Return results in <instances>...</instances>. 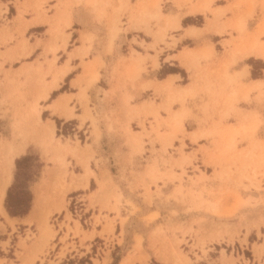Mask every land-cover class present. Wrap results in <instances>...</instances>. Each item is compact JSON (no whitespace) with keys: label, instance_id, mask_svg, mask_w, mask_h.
Listing matches in <instances>:
<instances>
[{"label":"rangeland","instance_id":"374dc122","mask_svg":"<svg viewBox=\"0 0 264 264\" xmlns=\"http://www.w3.org/2000/svg\"><path fill=\"white\" fill-rule=\"evenodd\" d=\"M29 1L32 2V9L35 14V18L30 22H48V30L45 33V39H36L37 44L43 45V53L40 56L32 55L22 59L31 61L23 63L24 68H19L10 73L11 68L4 69L2 61L0 62V181L5 178V170L11 172L10 182L13 175L15 179L11 184L9 182L10 185H7L0 204V232H3L0 237L6 236V240L1 242V245L4 247L14 245L17 250H15L13 256L18 258L21 264H43L45 261L49 264H56L53 257L56 256L58 260L65 258L70 250L77 247L73 241L75 237L80 235L81 241H79L80 246L78 247H81L85 245V240H91L94 234L97 233L99 238L95 239L94 250L89 251L86 256L83 255L77 264H106L111 253L113 256L111 264L117 263L120 254H124V257L119 264H264V157H262L264 156V137L257 135L259 124V119L255 117L257 115L254 113L252 116L245 114L235 105L237 100H248L251 90L257 89L259 93H264V78H255L256 81L247 85L238 83L239 88H236L234 84L239 76L233 74L231 76L233 80L231 78L227 80V83L233 84L231 92L235 90L237 96L232 101H228V94L225 96L224 94L220 95L215 90L211 93L208 89L198 88L208 94L210 101L205 104V107H220L219 112L217 111L220 117L211 120L209 126L199 127L190 132H187L183 126V119L189 113V109L183 104V100L186 96L193 95L198 89L192 92H189V90L183 92V88H181V91L177 89L169 90L168 104L164 107L168 115L160 121L156 120L157 117L160 118L156 108L145 110L146 104H142L140 107L129 105L128 101L132 97L128 95L125 98L126 112L130 114L127 121L133 119L134 116H138L136 113L141 112V110L152 114L156 122L155 126H151L156 133V138H153V141L161 142L165 152L166 148L169 147L179 155L177 158H173V154L170 153L167 158H163L162 163L170 162L173 167L179 166L181 168L180 172L175 170L160 171L156 168V161H154V164L148 165L150 182L154 183L155 190H150L151 183H143V193L141 194L143 200L146 203H151L154 197H161L160 187L155 181L162 178L163 175H167L169 179L179 181L173 195L174 197L176 194L179 195L178 198L175 197V201L177 203L181 202L183 205L182 210L187 214L181 221L178 219L172 220L173 217H167L168 221L166 219L162 224L158 223L155 227L149 228L147 243L144 245H142V236L135 233L133 234L134 241L131 243L132 239L129 237V232L125 237V243L123 242L124 225L135 224L139 218L135 213L139 209L132 202L125 200L131 205L128 212L130 217L121 214L122 197L119 186L111 180L107 171L103 170L102 167H99L98 178L100 179L105 174L106 176L103 177L102 181L91 183V191L87 188L84 189L85 187L81 184L75 186L78 181L76 183H66V169L53 184L54 174L49 173V178L42 181H50V183H40L36 189L37 194L40 195L39 202L35 207L37 213L31 217L23 218L16 224L14 219L8 218L2 203L6 211L7 203L14 211L24 209L27 204L31 205L29 201L31 200V194L27 189V184L30 179L36 178L39 174L40 162L37 160L36 149L30 148L29 154L24 159L22 158L23 160L17 158L21 156L29 142L39 145L43 149L45 148L44 154L53 149L54 155L47 157V159H51L54 163L57 162L66 168L64 159L66 152H59V149L64 147L61 145L63 136H56L55 132L58 135L64 134L65 136L70 133L78 147L80 143L85 144L86 147V136L90 133L95 135L96 140L99 137L100 114L96 109V104H91L89 93L97 84L100 76L99 69L103 62L100 56H97V61H89L87 57L92 44L100 41L98 40V34L105 35L103 36L106 38L108 51L114 46L115 39L119 34L134 28L142 29L144 32L151 34L155 37V43L161 41L169 45L165 42L164 37H166L168 29L176 27H169L164 24V16L167 15L165 12L168 10L166 5L170 1L179 5L178 2L183 0H157L158 13L155 14V9L154 12L152 10L151 13H145L142 6L138 11L139 13H136L137 17L130 4L131 0H57L59 6H54L55 12L50 16H47L48 9L43 6V2H46V0H14L18 8L16 19H23L26 7L29 8V5H27ZM81 2L83 6L81 12L85 14V17L88 15L89 25H84V30L79 31L82 45L77 48L76 52L66 53L65 46L70 36L67 28L70 27L72 22V6L79 5ZM240 3L246 5L244 11L235 9L226 22L217 21L216 18L209 20V22L215 26L214 30L217 32L225 31L227 28L236 32L234 40L231 41L233 44L231 55L236 56L235 58L240 59L247 54H251L249 57L264 58V54L260 55L257 51L247 54L234 53L238 49L243 50L253 43L258 48L264 46V1H260L259 15L254 13L252 0H239L232 8L234 6L238 8ZM205 9L215 15L213 8L207 7ZM3 10H8L10 14L15 12V7L9 5L7 8L6 4L0 1V17ZM226 10L232 9L227 7ZM223 13L224 10L220 15ZM220 15L217 14V16ZM123 16H125L126 23L123 22ZM138 16H140L139 20ZM248 19H252L257 24L253 29H248ZM195 21L199 24L203 21V17L197 16ZM43 29L44 26H38L35 30L40 31ZM188 33L192 34L191 31ZM8 35L9 38H14V40L19 36L17 43L21 44V48L25 50L28 40L24 37L22 31H18L15 36L12 33ZM59 48L63 49L60 51V54L64 53L62 56L56 54ZM201 50L209 52V54L199 56L198 65L201 60H206L207 63L213 54L212 49L203 48ZM23 52L22 50L19 54L9 58H19ZM49 52L51 53L50 57L47 56ZM133 54L138 56V60H135L137 64H133L132 71L129 73L132 79L138 76L140 72H146L147 70L146 66H139L143 58L134 49L130 50L129 59H132ZM65 56L67 57L64 60ZM73 56L79 58L81 69L80 74L72 80V85L77 88V93L60 94L50 108L52 113H58L69 118L74 116V106L69 104L72 98H75L80 105L81 114L77 115L75 119L65 122L61 130H58L55 128L54 121L47 118L50 116L42 110L39 100L47 99L50 95L47 99L49 101L51 93L59 87L61 80L65 77L66 82L73 76L76 71L69 72L71 70L69 62ZM89 56L91 57V55ZM250 61L252 70L259 76L264 60L253 61L252 58ZM60 62L63 63L57 65ZM118 64H120L118 73L122 76L125 74L127 66L123 61H119ZM153 64L156 65L155 57ZM64 65L67 66L69 71L62 79H59L56 87L49 88L48 95H46L45 92H47L48 87H51L53 76ZM135 67L139 68V71H136ZM21 74L23 75L22 80L19 79ZM49 78L50 80H48ZM62 86L67 87L65 84H62ZM61 87L55 90L56 94ZM245 87L250 88L248 97L243 99L244 97L241 94ZM175 101L180 102V107L171 110L170 105ZM147 103V106L150 107L154 103L153 99L148 100ZM67 112H70V114L67 115ZM178 112H181V126L179 128L174 125L172 120L174 114ZM231 114L236 117V121L234 123L224 122L223 119ZM136 122L138 125L136 127L140 126L141 129H145L143 118L137 119ZM55 123L60 128L61 121L56 119ZM162 124L167 127L164 131L159 130ZM127 127L129 133L132 134L133 154L142 153L141 133L132 132L129 124H127ZM186 136L191 141H197L201 137L206 138V140L210 139L212 147L201 146L202 153L208 157L205 160L202 159L203 167L192 163L196 160L194 152L184 151L187 150L184 142ZM67 142H71L69 137H66L65 145H67ZM93 154L90 151L87 158H77L78 163L80 165H83L84 162L88 164L89 160L93 159ZM10 158H14V163H10ZM16 159L18 163H16ZM96 161L94 160V162ZM185 163L187 167H184ZM204 166H206V169H204ZM188 167L191 170L188 171L190 174L198 172L199 175L194 176V179H198L196 181L208 180L206 181L208 183L201 182L200 185H197L196 182L192 185L194 180L191 176L186 175ZM200 168H203V171ZM184 175L189 183H182ZM78 176L80 175L71 173L73 179L78 178ZM77 187L83 189L77 192H69L70 189ZM43 191H46V193L41 194ZM84 191L89 194L87 196L81 194L79 197L82 198L83 203L86 200L88 201L87 209L97 206V210L94 209V213L93 211L91 213V224H89V221H83L82 214L79 219V217L70 213V197ZM166 198L168 197L162 199ZM15 201H18V205L14 207L12 203ZM170 212L174 216L177 211L173 209ZM109 213L112 216H109ZM158 213V210H156L143 217L140 216V219L148 225L158 216ZM1 215L6 218L5 223L10 225V231H7L5 223L1 222ZM116 221H119L121 225L119 238L114 233ZM80 222L85 229H83ZM89 226H91L90 231L86 230ZM97 226L101 228L99 231L96 230ZM62 228L64 232L61 231ZM59 231L61 235L57 240L61 242L62 247L56 253L55 239L58 237ZM114 239L119 244H115L113 247ZM90 240L88 245L85 246L86 249H89ZM96 246H98V249H96ZM8 254L10 255V252ZM64 262L66 263L67 260L65 259ZM70 262H73V260L70 259Z\"/></svg>","mask_w":264,"mask_h":264},{"label":"crops","instance_id":"0c3cea01","mask_svg":"<svg viewBox=\"0 0 264 264\" xmlns=\"http://www.w3.org/2000/svg\"><path fill=\"white\" fill-rule=\"evenodd\" d=\"M0 1L5 3L7 8L9 5L15 7V12H11L9 14L8 10H3L0 17V62L2 61L4 69L11 68L10 73H13L14 70L24 68L22 65L23 63L31 62L26 60L24 61L22 59H25L26 57H30L32 55L40 56L43 53V45L37 44L36 39L43 40L46 38L45 33L48 30V22H30L31 20H33V18H35V14L32 9V2L30 1L29 3H27V5H29V8L26 7V11L23 13V19H16L18 8L15 5L14 0ZM238 1L239 0H183L181 2H178L179 5H177L176 2H167L166 8L168 10L165 12L167 13V15L164 16L165 23L164 21H162V23H164L165 26L172 27L173 25L166 20V16L178 17L177 24H174V27L176 28L168 29L166 37H164L165 42L169 45H166L161 41L155 43V37H153L151 34L144 32L142 29L134 28L126 31L125 33L119 34L115 39L114 46L110 49V51H108V44L106 43V38L104 37L105 35L98 34V40L100 41L98 43L94 42L92 44V48L88 52L87 57L89 61H97V56H100V59L103 62V65L99 69L100 76L97 80V84L89 93L91 104H96V109H98V113L100 114L99 137L96 140L95 135L90 133L86 136V147L85 144L81 143L78 147L76 146L75 141L70 133L65 136L64 134L58 135L57 132H55L56 136H63V139H61V145L64 147H61L62 149L60 148L59 152H66V155H64L66 168L61 166L57 162L54 163L53 161H51V159H47V157H52L54 155L53 149L44 154L45 148L43 149V147L29 142L24 152L17 158L24 159V157L29 154L30 148L36 149L37 160L40 162L38 171L39 174L36 176V178L30 179L27 184V189L31 194V205L29 206V209L25 214L12 215L6 211L4 204L2 203V207L8 218L14 219L16 224L23 220V218L31 217L32 215L37 213L35 211V207L39 202L40 195L37 194L36 189L40 183H50V181H42L43 179L49 178V173L54 174L52 181L53 184L58 180V178H60L61 173L66 169V183H76L78 181L75 186L81 184L83 187H85L84 189L87 188L89 191H91V183L95 181L96 183L97 181H102L103 177L106 176L105 174L100 179L98 178L99 167H102L103 170L107 171V173L111 177V180H113L119 186L122 197L121 214H126L128 215V217H130V214H128V212L131 209V205L128 204V202L125 200L132 202L139 209V211L135 213L139 217L136 220L135 224L124 225V235L122 237L124 243L125 237L129 232V237L132 239L131 243H133L134 241L133 234L135 233L142 236V245H144L145 243H147L148 230L155 227L158 223L162 224L163 222H165L167 217H173L172 220L178 219L180 221L184 219L187 214L182 210L183 205L181 204V202L177 203L175 201V197L178 198L179 195L176 194L175 197L173 195V193H175V187L179 182L177 179H169L167 175H163L162 178L156 179L155 183L160 187L159 191L162 195L159 198L154 197L151 203H146L143 200V196L141 195L143 193V183H151L150 190H155L154 183L150 182V176L148 174V165L154 164V161H156V168L160 171H181V168L179 166L173 167L170 162L162 163L163 158H167L168 154L170 153L173 154V158H177L179 155L169 147L166 148L165 152L162 148L161 142H158L156 140L153 141V138H156V133L152 130L151 126H155L156 122L154 120V116L150 113H147V111L145 110H154V108H156L158 114L160 115V118L157 117L156 120H164L168 115L164 107H166L168 104L167 97L169 95V90L177 89L181 91V88H183V92H186L187 90H189V92H192L196 91L198 88H203L208 89L211 93L213 90H215L216 92H219L220 95L224 94L226 96V94H228V101H232L234 98H237V96L235 90L231 92V87L233 84L227 83V80H230V78L231 80H233L231 77L233 76V74H237L239 76V79L234 84V87L236 88L238 87V83L247 85L256 81L257 79L255 78H264V67L261 68V74L259 76L253 77L252 63L248 62V59L253 58V61H256L264 60V58L256 56L249 57V55L251 54H247L245 57H242L240 59L235 58L236 56L234 57V55H231L233 50V44L231 41L234 40L236 32L234 30H230L229 28H227L225 31L217 32L214 30L215 26H213L212 23L209 22V20L215 18V20L217 21L226 22L232 16V13L235 9L244 11L246 5L243 3H240L238 8H236L235 6L234 8H232L233 5ZM252 1L254 3V13L256 15H259L261 6L260 1L264 0ZM152 3L153 0H131L130 4L135 10L136 15V13H139L138 11L142 8V6L143 9H145V13H151L152 10L154 12V8L152 9ZM202 4L206 6H203ZM55 5L59 6V4H57V0H46V2H43V6L48 9L47 16L54 14ZM72 7V22L70 27L67 28V31L70 32V36L65 46L66 53H69L70 51L76 52L77 48L82 45L79 31L84 30V25H89L88 15H86L85 17V14H82L81 12V9L83 7L82 2L81 4ZM207 7L213 8L215 10V15L214 13L207 11V9H205ZM227 7H230V9L232 10L225 11V8ZM223 10L224 13L220 15ZM217 14H219L220 16H217ZM197 16L203 17V21L199 24L195 21V18H197ZM122 19L123 22L126 23L125 16H123ZM139 19L140 16H138V20ZM255 24L256 23L252 19L247 20V27L249 30L253 29L257 25ZM38 26H44V29L40 31L35 30ZM192 29H194L195 31L193 30L192 32ZM18 31H22L24 33V37L28 40L27 46H25V50L21 48V44L17 43V39L19 38V36H17V39L15 40L14 38H9V33H12L15 36L17 35ZM189 31H191L192 34L188 33ZM71 41L73 42L70 43ZM69 45L70 47H68ZM203 48L212 49L213 54L211 59L207 63L206 60H201L198 65L197 61L199 56L209 54V52H203V50H201ZM247 48L248 47H246L244 51ZM133 49L137 51L139 56L143 58L139 66H146L147 70L146 72H140L138 76L132 79L130 78L129 73L132 71L133 64H137L135 60H138V56L135 54L132 55V59H129L128 57L130 50ZM256 49L260 50V47ZM22 50L24 52L19 58H9L11 56H15L16 54H19ZM61 50L63 49L59 48L56 51L57 56H62L64 54H60ZM186 50L198 51L199 54L193 57V60H190L187 57ZM244 51L238 49L234 53L243 54ZM257 52L259 53L260 51ZM259 54L261 55L262 53L260 52ZM89 55H91V57ZM47 56L50 57L51 53H47ZM66 57L67 56H65L64 60L66 59ZM154 57L156 59L155 66L153 64ZM119 61L125 62L127 66L126 72L122 76H120V74L118 73L120 68V64H118ZM17 62L18 64H16ZM63 62H60L57 65H60ZM69 63L71 66V70L69 71L66 65L61 67L56 73H58L61 69H66V72L64 74H59L58 80L53 86L56 87L58 85L59 79H62L68 71L72 72L75 70L76 72H74L73 76H71L66 82L64 80L65 77L60 82L59 87H61L62 84H65L67 87L63 91H59L56 96L51 98L49 101L47 99L50 97V95L47 99L39 100V103L43 108L42 110L47 112V115L50 116L47 118H51L54 121L55 128L58 130H61L65 122L75 119L77 115L81 114L80 105L75 98H72L69 104L70 106H74V116L66 118L59 115L58 113H52L50 108L55 100L58 99V96L60 94L77 93V88L72 85V80H74L76 76L81 72L79 66V58L77 56H73L70 59ZM135 69L138 70L137 67H135ZM22 74L19 75V79L21 80L23 78ZM48 80H50V78ZM58 88H55L54 90ZM249 88L250 87H245L243 89V92L241 94V96L244 97L243 99H246L248 97ZM48 91L49 89L47 90L46 95H48ZM230 93L234 94L231 95ZM229 94L231 95V99H229ZM243 94L245 96H243ZM128 95L132 97L128 101L129 105L140 107L142 104H146L145 110H141V112L136 113L138 116H134L133 119L129 121H127V118L130 116V114L126 112L125 104V98ZM207 95L208 94L205 91L198 89V91L193 95H188L184 98L183 104L186 106V108L189 109V113L183 119V126L187 132L193 131L199 127H207L211 123V120H216L220 117V114L218 113V110L220 109L219 106L215 108H212L210 106L205 107V104L210 101ZM152 99L154 103L153 105H150V107H148L147 101ZM235 105L245 114H249L252 116V114L254 113L257 115L255 116L259 119L257 135H261L262 137H264V93H259L257 89L251 90L248 100H237ZM179 107L180 102L178 101L172 102L170 105L171 110H176ZM68 113L70 112H67L66 114ZM141 118H143L145 128L144 130L141 129L140 126L136 127L138 126L136 122L137 119ZM56 119L61 121L60 128L57 127V124L55 123ZM223 121L227 123H234L236 121V117L231 114L223 119ZM127 124H129V126L131 127L132 132L141 133L140 136L143 151L140 154H133L134 152L131 139L132 134L129 133ZM85 125H87V123H85ZM166 129L167 127L165 126V124H162L159 127V130L161 131H164ZM66 137H69L71 140V142H67V145H65ZM184 142L187 146V150L184 151L188 153L194 152L196 155V160L192 163H196L199 167H203L204 164L202 159L205 160L208 157L202 153L201 146L212 147L210 139L206 140V138L201 137L197 141H191V139L186 136L184 138ZM72 149L73 151H71ZM90 151L94 153L93 159L89 160L88 164L84 162L83 165H80L77 161V158H87L89 155H91H88ZM94 160L97 161L94 162ZM186 165L187 164L185 163L184 167H187ZM207 166L212 167L210 165ZM204 169H206V166H204ZM200 170L203 171V168H200ZM188 171H191L189 167L188 169H186V175L191 176L194 180L192 185L196 182L197 185H200L201 182L208 183L206 182L208 180L196 181L198 179H194V176H198V172L190 174ZM71 173L80 176L73 179L71 177ZM13 180H15L14 175L12 176L10 184ZM182 183H189V180L186 179L185 175L183 176ZM81 189L83 188L77 187L70 189L69 192H77ZM45 193L46 191L41 192V194ZM79 194L87 196L89 193L84 191L83 193L80 192ZM166 196L168 197L166 198L167 200L162 199ZM83 205L84 207H82V216L86 221H89V224H91V213L92 211L94 213V211L97 210V206H95L94 208L89 207L87 209V200L83 203ZM173 209L177 211L174 216H172L170 212ZM156 210H158L159 212L158 216H156L155 219L148 225L145 224L144 220L140 219L148 213L155 212ZM110 215L112 216V214L109 213V216ZM1 216V222L5 223L6 218L3 215ZM80 224L82 225L81 222ZM5 227L7 231H10L11 227L10 225H8V223H5ZM114 228V233L116 234L117 238H119V229L121 228L119 221H116ZM83 229L85 228L83 227ZM100 229V226L96 227L97 231H99ZM86 230L90 231L91 226L87 227ZM61 231L64 232V229L62 228ZM2 233L3 232H0V234ZM57 235L58 237H56L55 239V245L57 248V250L55 251L56 253L59 251V248L62 247L61 242L57 240L61 235L60 231ZM97 238H99V235L95 233L91 240L88 239L84 241V246L78 247L80 246L79 241H81L80 235H78L73 239L77 247L73 250H70V252L65 255V258H61L60 260H58L55 256L53 257V260L56 262V264H77L78 260L83 255L86 256L89 251L91 252L94 250L93 248L95 245V239ZM5 240L6 236L3 235V237H0V264H21L20 260L13 256L15 254V250H17L14 245H11V247H4L1 245V242H4ZM89 240V249H86L85 246L88 245ZM113 242V247L115 246V244H119L115 239L113 240ZM66 243L70 244L71 242L68 241ZM96 249H98V246H96ZM8 252H10V255L8 254ZM120 255L121 256L117 260L116 264H119L124 257V254ZM100 256L102 257L101 254ZM65 259L67 260L66 263L64 262ZM70 259H72L73 262H70ZM112 260L113 256L111 253L109 261H107L106 264H111ZM43 264L49 263L45 261Z\"/></svg>","mask_w":264,"mask_h":264},{"label":"bare ground","instance_id":"6f19581e","mask_svg":"<svg viewBox=\"0 0 264 264\" xmlns=\"http://www.w3.org/2000/svg\"><path fill=\"white\" fill-rule=\"evenodd\" d=\"M209 2V1H208ZM204 3H205V1H204ZM207 3V2H206ZM203 6H206V5H204V4H202ZM152 7L156 10L155 11V14H156V12H157V10H158V5H157V0H155L153 3H152ZM152 8V9H153ZM158 13V12H157ZM166 20L169 22V23H171L173 26L172 27H174V24H177V16H166ZM239 22H241V21H239ZM234 23V22H233ZM242 23V22H241ZM177 26V25H176ZM263 29V28H262ZM193 30L194 29H192V32H193ZM195 31V30H194ZM264 31V30H263ZM263 33V32H262ZM252 35V34H251ZM255 37V36H254ZM254 40V39H253ZM240 44V43H239ZM244 46V45H243ZM249 46V45H248ZM247 46V47H248ZM261 46V45H260ZM256 48H258V46L256 47V44L255 43H253L252 45H250L245 51H244V49H243V54H247V53H249V52H252V51H260L262 54L261 55H263L264 54V46H262V48H260V50L259 49H256ZM242 52V51H241ZM259 52V53H260ZM186 54H187V57L190 59V60H193L192 58L193 57H195L196 55H198L199 53H198V51H194V50H186ZM136 71H139V68H138V70L137 69H135ZM66 72V69H61L58 73H55V75L53 76V79H52V84H51V87H53L55 84H56V82H57V80H58V76H59V74H64ZM168 84H170V83H168ZM51 87H48V89L49 88H51ZM182 93V92H181ZM45 94H46V92H45ZM231 95L232 94H234V93H230ZM229 94V97L231 96ZM244 94H246V93H244ZM243 94V96H245ZM229 99H231V97L229 98ZM180 113L181 112H178V113H176V114H174V116H173V123H174V125L177 127V128H179L180 126H181V124H180ZM68 114H70V113H68ZM67 114V115H68ZM51 124V126L53 125L52 124V122L50 123ZM195 134V133H194ZM232 135V134H231ZM171 138V137H170ZM172 139V138H171ZM262 157H264V156H262ZM260 160V159H259ZM10 163H13V158H10ZM4 175H5V178L4 179H1V181H0V204H1V201H2V199H3V197H4V195H5V191H6V188H7V185L9 184V182H10V179H11V172L10 171H4ZM184 260H185V258H183Z\"/></svg>","mask_w":264,"mask_h":264},{"label":"built area","instance_id":"2783aa9c","mask_svg":"<svg viewBox=\"0 0 264 264\" xmlns=\"http://www.w3.org/2000/svg\"><path fill=\"white\" fill-rule=\"evenodd\" d=\"M79 195L81 194H76L70 197L69 207L71 206L70 213H73L80 219L82 214L83 200L79 197ZM83 221L86 222L85 219Z\"/></svg>","mask_w":264,"mask_h":264},{"label":"trees","instance_id":"16d2710c","mask_svg":"<svg viewBox=\"0 0 264 264\" xmlns=\"http://www.w3.org/2000/svg\"><path fill=\"white\" fill-rule=\"evenodd\" d=\"M251 59H248V62H251L250 61ZM262 67H264V64H263V66H261V68ZM69 76V75H68ZM252 76L253 77H257V74L254 72V70H252ZM70 77V76H69ZM65 89V86H62L60 89H59V91H63ZM56 95V91L54 90L52 93H51V98L52 97H54ZM16 163H18V160L16 159ZM30 201V200H29ZM18 205V201L16 202H13L12 203V206H17ZM6 206H7V211H8V213L9 214H12V215H16V214H25L27 211H28V209H29V204H27L26 205V207L24 208V209H20L19 211H14V210H11V207H10V205L7 203L6 204Z\"/></svg>","mask_w":264,"mask_h":264}]
</instances>
